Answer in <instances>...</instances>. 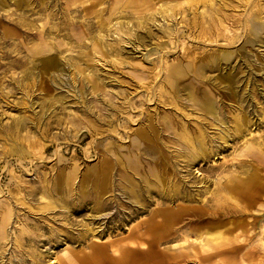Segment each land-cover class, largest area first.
Returning <instances> with one entry per match:
<instances>
[{
    "label": "rangeland",
    "instance_id": "rangeland-1",
    "mask_svg": "<svg viewBox=\"0 0 264 264\" xmlns=\"http://www.w3.org/2000/svg\"><path fill=\"white\" fill-rule=\"evenodd\" d=\"M129 1L0 0V264H264V0Z\"/></svg>",
    "mask_w": 264,
    "mask_h": 264
},
{
    "label": "bare ground",
    "instance_id": "bare-ground-1",
    "mask_svg": "<svg viewBox=\"0 0 264 264\" xmlns=\"http://www.w3.org/2000/svg\"><path fill=\"white\" fill-rule=\"evenodd\" d=\"M151 0H130L129 1V5H134V7L138 6V4H142V3H147ZM245 29V28H244ZM183 31V30H182ZM244 32V31H243ZM229 33V32H228ZM248 35V34H247ZM242 39V38H241ZM175 51V50H174ZM90 77V76H89ZM37 87V86H36ZM37 90V89H36ZM153 90V89H152ZM155 90V89H154ZM163 90V89H162ZM147 102V101H146ZM211 108V107H210ZM151 111V110H150ZM130 113V112H129ZM115 136V135H114ZM121 141V140H120ZM66 145V144H65ZM121 145V144H120ZM97 148V147H96ZM145 163H148V162H145ZM130 164H132V166H134L136 168V162H131ZM171 165V164H170ZM151 170L153 171H156L157 172V166H153L152 163L149 165ZM141 167H144V166H141ZM138 169V168H137ZM135 170V169H134ZM146 170V169H145ZM150 173V172H149ZM104 178V176H97V185H100V183H98L99 181H101L102 179ZM160 180V179H159ZM165 183V182H164ZM162 186V183L159 184ZM164 186V185H163ZM162 186V187H163ZM208 188V187H207ZM236 188V185L235 186H231L230 187V190L231 191H234ZM173 189V188H172ZM169 195V194H168ZM171 195V194H170ZM175 195V193H174ZM170 196V198L172 200H174L176 198V196ZM157 197V196H156ZM188 197V196H187ZM147 198V197H146ZM163 198V197H162ZM185 198V197H184ZM190 199V198H189ZM73 212V211H72ZM154 216L157 217V216H162L164 219L168 220V221H173L174 219H179L181 217V213H174V212H170V211H163V210H158L156 212H154ZM125 219V218H124ZM118 226V225H117ZM87 230V229H86ZM219 236V235H217ZM216 238V237H215ZM132 245H135V243L132 242L131 246ZM112 246V247H111ZM110 247L111 248H116L115 251H113L114 253L115 252H118V254L120 255L119 256V259H117L118 261L115 260V263L116 264H130L131 263V251H133L132 247L128 248V247H124V246H121V245H118V244H115V245H111ZM90 250V249H89ZM94 253H97V254H100L99 251H92L91 254L88 253V252H84L82 257H76V258H68L66 259V263L64 264H75L76 262L80 263L82 262L83 264H87L89 262H91V260L93 259V256H94ZM115 255V254H114ZM117 255V254H116Z\"/></svg>",
    "mask_w": 264,
    "mask_h": 264
}]
</instances>
